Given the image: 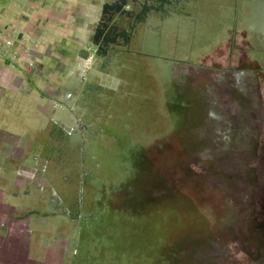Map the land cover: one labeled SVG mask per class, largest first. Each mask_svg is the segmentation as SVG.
Listing matches in <instances>:
<instances>
[{"label":"rangeland","instance_id":"obj_1","mask_svg":"<svg viewBox=\"0 0 264 264\" xmlns=\"http://www.w3.org/2000/svg\"><path fill=\"white\" fill-rule=\"evenodd\" d=\"M177 1L108 0L79 70L37 29V129L0 122V264H264V56Z\"/></svg>","mask_w":264,"mask_h":264},{"label":"crops","instance_id":"obj_2","mask_svg":"<svg viewBox=\"0 0 264 264\" xmlns=\"http://www.w3.org/2000/svg\"><path fill=\"white\" fill-rule=\"evenodd\" d=\"M107 1L0 0V108L3 109L0 122L31 124L30 127H26L37 129V104L42 105L37 102V96L40 98L41 92L47 88L45 87L47 86L46 82L44 87L39 86L37 82L38 61L44 58L39 52L40 49L37 48L39 40H41L40 36H37V29L44 30L47 34L50 33L53 38H57V41L65 39L64 42H71L70 47H65L63 70L66 72L79 70L83 67L82 65L79 67L80 63L86 60L87 56V51L82 48V44L87 43L90 39L88 28L100 18L103 6ZM177 2L176 6L184 8V11L201 9L204 12L219 11V15L203 14L204 18L207 16L205 21H212L221 28L234 26L238 29V33L244 31L247 42L255 45V50L261 51V55L264 56V8L262 10L258 5L253 9V12L245 10L242 13V25H237V23L230 25L223 23L228 21L227 14L223 11L229 10L232 14L235 9L232 0H178ZM199 3L207 8L200 7ZM255 25L263 27V29L257 30L255 33L253 32ZM227 31H229L228 27ZM83 36L87 37V40ZM217 42L210 40L207 45L210 47L206 50L211 51ZM77 47H81V49L76 50ZM199 49L196 50L195 55H192L193 57L201 56V53L198 54ZM218 58L223 57H213V59ZM240 62L244 67L240 70H263L258 66L261 65L259 59L257 60V57L254 58L252 55L248 56L245 63ZM234 66L241 67L238 66L237 58L231 59V67ZM47 70L48 67H46ZM49 73L50 71L47 72V74ZM66 80L62 79L61 82L65 85L64 87L67 85ZM73 118L75 119L76 116H72L68 120ZM56 121L63 122L62 119ZM9 151H4L3 154H9ZM0 168H3L2 171L9 177V182H15V179L10 178L12 177L10 163L1 164Z\"/></svg>","mask_w":264,"mask_h":264},{"label":"trees","instance_id":"obj_3","mask_svg":"<svg viewBox=\"0 0 264 264\" xmlns=\"http://www.w3.org/2000/svg\"><path fill=\"white\" fill-rule=\"evenodd\" d=\"M111 8V4L109 3H105L104 6H103V10L102 12L103 13H106L108 11V9ZM101 35H102V30L101 29H98L97 31H95V34L93 36V39H94V43H97L99 41V39L101 38ZM109 40L107 39L106 43L108 42Z\"/></svg>","mask_w":264,"mask_h":264}]
</instances>
